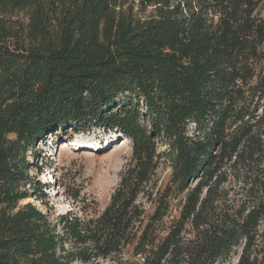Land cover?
I'll list each match as a JSON object with an SVG mask.
<instances>
[{
  "label": "trees",
  "instance_id": "obj_1",
  "mask_svg": "<svg viewBox=\"0 0 264 264\" xmlns=\"http://www.w3.org/2000/svg\"><path fill=\"white\" fill-rule=\"evenodd\" d=\"M263 3L0 0V264H264ZM67 127L132 156L104 211L52 220L28 154Z\"/></svg>",
  "mask_w": 264,
  "mask_h": 264
},
{
  "label": "rangeland",
  "instance_id": "obj_2",
  "mask_svg": "<svg viewBox=\"0 0 264 264\" xmlns=\"http://www.w3.org/2000/svg\"><path fill=\"white\" fill-rule=\"evenodd\" d=\"M128 2L131 3L132 0ZM152 9L142 12L138 4H135L134 12L138 17L147 18ZM259 15L264 18V3ZM99 145L101 146L96 147ZM131 156L130 143L118 132L98 128L80 132H75L72 127L59 129L40 141L34 153L28 154L30 177L36 186L39 182L50 184V188L45 190L48 196L43 203L35 197L36 191H33L31 197L22 201L20 206L30 202L52 220L71 210L82 217L101 213L109 205L120 182L121 172ZM171 172L169 165L162 162L156 177L161 189L170 181ZM76 195L80 196L77 201L74 199ZM181 201L182 197L173 200V216H178ZM146 207L151 209L149 205ZM84 208H87V214ZM237 262L238 256L223 264ZM98 263L114 264L112 260H100L93 264Z\"/></svg>",
  "mask_w": 264,
  "mask_h": 264
},
{
  "label": "bare ground",
  "instance_id": "obj_3",
  "mask_svg": "<svg viewBox=\"0 0 264 264\" xmlns=\"http://www.w3.org/2000/svg\"><path fill=\"white\" fill-rule=\"evenodd\" d=\"M101 145H99V146H96V147H100Z\"/></svg>",
  "mask_w": 264,
  "mask_h": 264
}]
</instances>
